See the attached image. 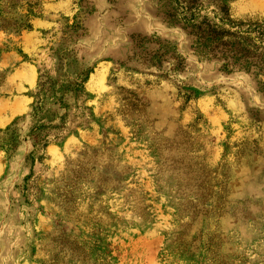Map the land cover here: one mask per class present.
<instances>
[{"label": "rangeland", "instance_id": "obj_1", "mask_svg": "<svg viewBox=\"0 0 264 264\" xmlns=\"http://www.w3.org/2000/svg\"><path fill=\"white\" fill-rule=\"evenodd\" d=\"M34 2L0 25V264H264V72L200 61L166 0ZM44 67L65 119L34 147Z\"/></svg>", "mask_w": 264, "mask_h": 264}, {"label": "trees", "instance_id": "obj_2", "mask_svg": "<svg viewBox=\"0 0 264 264\" xmlns=\"http://www.w3.org/2000/svg\"><path fill=\"white\" fill-rule=\"evenodd\" d=\"M22 1L0 0V25L3 28L18 30L31 27L30 17L36 15L32 6L27 5L26 13L15 11L18 7L22 8ZM204 1L166 0L164 7L168 26L182 29L189 36L191 53L200 61L219 62L218 70L222 72H264V18L234 19L223 0H212L215 8L210 11L204 8ZM37 3L38 0H35L34 4ZM175 48L176 44L173 42L171 49ZM44 69L34 95L37 100L30 113V117L36 121L30 129V136L37 138L32 142L34 147L38 142L47 146L48 130L62 128L65 119V115L59 116L55 110L52 112L58 118L55 123L46 124L40 120L44 118V95H50L55 102L63 104V95L57 94L55 82L48 73L50 69ZM81 85V81L75 82L65 87V90L79 89ZM259 91L264 99V83ZM12 127L0 130L5 135L3 140L10 146L16 143Z\"/></svg>", "mask_w": 264, "mask_h": 264}]
</instances>
